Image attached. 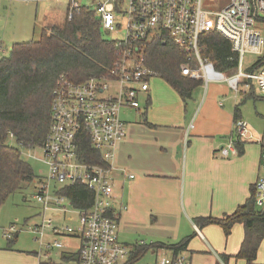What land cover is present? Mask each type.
<instances>
[{
  "label": "built area",
  "instance_id": "1",
  "mask_svg": "<svg viewBox=\"0 0 264 264\" xmlns=\"http://www.w3.org/2000/svg\"><path fill=\"white\" fill-rule=\"evenodd\" d=\"M18 1L64 2L69 21L81 9L92 10L101 32L106 34L117 32L122 21L126 23L123 39L110 41L119 58L108 77L73 83L61 75L56 80L51 91V124L40 147L46 175H39L34 182L33 198L41 206V221L29 229L45 252L64 248L58 240L50 243L44 240L48 231L57 238L80 240L78 264H125L130 250L118 240V215L110 174L116 147L125 137L120 112L139 111V97H147L148 82L157 76L144 65L141 48L155 40L172 45L185 57L179 67L182 76L206 86L210 82H226L235 94L240 89L257 88L264 96V0H127L126 3L88 0L93 7L82 5V0ZM210 32L228 41L231 52L237 56L233 76L216 71L203 57L200 38ZM245 55H253L257 60L243 71ZM251 139L246 124L234 120L231 137L219 154L222 157L236 154L235 144ZM85 143L98 153L102 164L84 159ZM257 143L261 175L253 187L255 206L263 210L264 137ZM75 185H83L93 194L89 209L73 208L70 199L60 194L62 188ZM118 209L124 211L126 206ZM56 219L64 223L56 224ZM72 221L76 222L74 226L70 225ZM14 230L11 226L4 236L10 239ZM152 264H190V261L179 253L161 256Z\"/></svg>",
  "mask_w": 264,
  "mask_h": 264
},
{
  "label": "trees",
  "instance_id": "2",
  "mask_svg": "<svg viewBox=\"0 0 264 264\" xmlns=\"http://www.w3.org/2000/svg\"><path fill=\"white\" fill-rule=\"evenodd\" d=\"M101 33L95 13L81 9L70 21L65 16L60 25L43 29L37 41L13 44L9 56L0 58V207L10 195L34 183L38 177L22 160L19 150L8 144V138L19 147L40 149L51 124V91L59 76L65 75L71 82L81 83L91 78L108 77L114 70L118 52L113 42L102 39ZM200 46L203 57L216 71L227 74L236 67L237 56L231 52L230 43L220 35L205 33L200 38ZM141 50L144 65L163 80L184 105L190 101L202 83L181 75L179 67L185 61L184 55L159 40L143 45ZM253 97L251 92L243 101ZM146 104L149 105V101ZM239 119V110L235 107L234 120ZM235 146L237 154L241 155L243 143L237 142ZM83 149L87 162L102 164L98 153L93 152L88 143ZM60 194L68 197L75 209H89L93 203V194L83 185L66 186ZM194 223L200 229L216 225L225 238L235 225H241L243 239L234 258L245 264H256L258 249L264 241V209L255 206L253 186L244 205L231 215L200 217L194 219ZM16 238L17 234L7 239L8 247L14 245ZM189 240L187 237L171 245L137 242L129 249L125 264H135L152 250L164 249L173 255L184 253ZM72 259L79 263L78 258ZM221 259L225 262L226 257Z\"/></svg>",
  "mask_w": 264,
  "mask_h": 264
},
{
  "label": "crops",
  "instance_id": "3",
  "mask_svg": "<svg viewBox=\"0 0 264 264\" xmlns=\"http://www.w3.org/2000/svg\"><path fill=\"white\" fill-rule=\"evenodd\" d=\"M173 94L178 99H172L169 93H164L166 108L162 111L161 122L148 124L151 126L140 123L127 125L124 122L125 137L116 147L110 174L118 215V240L120 233L123 234V239L132 238L136 234L137 222L145 215H152L155 223L159 221L168 224V230L163 233L159 231V234L152 231L148 236L167 237L165 239H171L167 240L171 243H161L168 245L190 237L183 253L190 264H245L243 260L234 258L243 239L241 225H235L225 238L220 227L208 225L200 229L195 225L194 219L223 218L244 205L250 188L261 175L260 146L257 140L255 145L243 141L241 155L236 153L222 157L219 151L231 137L234 111H206L202 114L200 110H194L191 118L181 121V99L174 91ZM147 101L150 106V94L146 97ZM181 103L183 104L182 101ZM149 106L145 108L146 111ZM219 107L222 105L219 104ZM192 120L195 125L189 130ZM134 128L149 129L156 136L153 141L156 150L139 149ZM122 148L127 150L124 160H120L118 156V151L121 153ZM119 206H126V210L118 212ZM180 221L189 227L187 236H179L177 226ZM56 222L64 223L59 219ZM219 234L221 238L218 237ZM48 235L52 238L50 242L60 239L64 246L57 249L60 251L57 264H78L72 259L77 258L80 247L77 237L57 238L50 233ZM71 241L76 243L73 249ZM119 242L129 249L136 243ZM154 252L156 260L173 254L164 249ZM263 254L264 241L258 249L256 264H264ZM34 256V262L30 260L29 264H55L48 252L43 257L36 253ZM222 256L226 257V263L221 259Z\"/></svg>",
  "mask_w": 264,
  "mask_h": 264
},
{
  "label": "rangeland",
  "instance_id": "4",
  "mask_svg": "<svg viewBox=\"0 0 264 264\" xmlns=\"http://www.w3.org/2000/svg\"><path fill=\"white\" fill-rule=\"evenodd\" d=\"M124 1L125 3L127 2V0ZM80 3L84 6L93 7V4L88 0H82ZM65 13L66 3L64 2L51 3L41 1L36 4H27L18 0H0V58L9 56L13 44L37 41L43 29L60 25L65 18ZM125 29L126 23L122 21L121 27L117 32L109 34L101 33V37L105 41L122 40ZM262 34H264V30ZM256 60L257 57L253 55H245L242 63L243 71L247 70ZM234 72L232 70L230 73H227V76H233ZM148 84V94H150L151 98L150 106L146 104V97L141 96L138 100L140 111L123 109L120 112L121 120L127 123V125L137 123L148 125L161 122L162 111L166 108V103L163 101L164 93H169L172 99H178L174 98L176 96L173 94L172 89L160 78L154 77L149 80ZM251 92L254 97L245 98L246 100L243 101L244 97ZM219 104L222 107H219ZM146 106H149L147 111L145 109ZM179 106L181 107V121L191 118L194 110H200L202 114L203 112L206 113V111L214 112L218 110H231L233 112L234 108L238 107L240 120L246 124L248 131L253 137V139L244 142L255 145L256 140H260L264 136V96L257 88L244 91L240 89L239 93L235 94L229 90L226 82H210L207 86H200L185 106L181 101ZM193 120L188 126L189 130L195 125V120ZM134 129L136 130L139 149L154 148L156 150V144L153 143L156 136L149 129ZM8 144L19 150L22 160L31 166L36 176L46 175V166L40 160L42 159V153L39 148L26 149L19 147L12 138H8ZM126 152L127 150L123 148L121 149V153L118 151L120 160H124ZM33 196L34 183L27 184L23 190L10 195L0 207V264H29L30 260H33V263L36 258L34 253L38 254L39 257H43L42 255L45 254V251L41 250L39 242L35 239L36 235L29 230L30 227L40 224L41 221L38 216L41 213V206L36 203ZM51 214L49 213V215ZM72 216L75 218V215ZM152 217L154 218L152 215H145V217H142L137 222L136 234L132 238L123 239V234L120 233L119 240L126 244L140 241L147 244L150 242H169L171 239H165L167 237L164 236L160 237L157 235L158 237H151L147 235L152 231L156 233L162 231L160 233H163L168 230V224L159 221L155 223ZM55 223L62 224L56 221ZM75 223L69 224L74 226ZM11 226L15 229V233H11L10 239L15 234H17V238L14 245L8 247V241L4 233ZM177 230H179V236L182 237L187 236L190 232L189 227L183 221L179 222ZM173 232L175 233L176 230ZM48 234H44V240L50 242L52 238ZM218 237L221 238V234ZM58 241L62 243V240L58 239ZM71 244V249H73L76 243L71 241ZM59 252L55 249L48 251L52 262L55 264L59 263ZM156 258V252L150 251L135 264H152Z\"/></svg>",
  "mask_w": 264,
  "mask_h": 264
}]
</instances>
